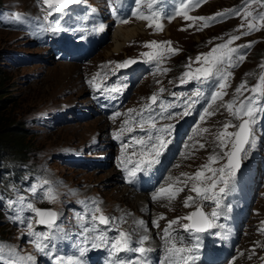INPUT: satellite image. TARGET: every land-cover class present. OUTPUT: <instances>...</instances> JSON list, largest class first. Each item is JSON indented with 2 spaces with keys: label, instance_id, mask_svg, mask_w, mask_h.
Segmentation results:
<instances>
[{
  "label": "rangeland",
  "instance_id": "1",
  "mask_svg": "<svg viewBox=\"0 0 264 264\" xmlns=\"http://www.w3.org/2000/svg\"><path fill=\"white\" fill-rule=\"evenodd\" d=\"M181 1H170V5L165 6L166 10L162 12L144 13V16L154 17L155 21L159 20L158 23L162 25L161 30L153 27L154 23L150 27L148 20L141 19V12L133 13L124 23L125 25L120 26L123 29L133 26L139 28L118 52L111 51L113 28L110 29V24L99 30L101 23L98 19L93 20L98 13L108 20L110 15L87 10L89 4L100 7L102 0H75L69 7L73 9L68 12V8L61 9L53 5L54 12L60 13L69 22L83 27L93 37L97 31H102L104 36L107 35L104 44L89 60L76 62L51 55L47 51V45L39 42V36L45 32L43 29L57 21L56 18L50 17V12L46 13L49 7L44 0H0V77L6 85V91L2 96L5 98L4 104L0 103L3 104L0 116L4 125L8 122L10 128L14 130H18V126L22 128L21 134L16 133L22 138L20 137L15 144L19 145L20 141L27 142L29 147L22 160H9L10 174L7 177H12V182L6 183L0 179V191L6 194L8 201L16 202L13 206L17 210L27 203H32L36 208L52 210L57 213L56 224L71 235L76 231L78 223L74 224L78 216L70 208L73 201L81 205L80 201L90 200L96 202L101 212L108 213L107 217L110 221H116L118 217L117 224L124 229H130L132 226L129 223L131 217L127 216L143 218L147 222L143 232L148 231L150 227L155 228L148 231L151 234L154 230L152 238L149 239V241L152 239V243L156 241L159 229L167 225L169 220L183 218L189 214L193 204L190 202L186 207L184 200L191 195L194 201L195 193L190 191L194 181L188 178L197 170H204L206 176L209 174L202 166L206 162L210 163L209 158L213 155L224 157L226 150L231 146L229 144L225 150L218 147L219 141L216 136L222 131L223 123H228L235 129L241 120L232 116L222 104L235 99L236 106H239L240 101L250 96L251 92L243 91L242 94L237 95L236 87L245 82L247 88L251 89L264 75V52L258 54L257 48L264 44V27L242 36L231 45L236 47L252 42L250 48L241 49V52L246 54L245 60L235 67L228 68L232 75L227 81L229 85L226 89L227 95L222 101L218 100L211 105L209 111L214 114L207 116L204 121H199L193 130L192 128L188 130L189 143L174 163L170 170L171 174L166 180L167 185L173 184L174 187L185 188L174 200L155 202L151 205L144 196L133 197L132 193L117 183L116 172L111 165L97 171H85L80 168H69L59 160L62 151L83 150L95 138L98 139V144H101L106 139L107 128L114 129L120 125L116 120L83 115L85 111L82 110L81 105L88 102L91 88L87 83L88 80L96 77L95 82L100 87L109 88L111 84L104 83V80L108 77V72L116 68L117 62L129 59L138 52H155L157 49L147 47L148 42L170 41V47L178 51L175 55L167 57L163 69L166 68L168 71L160 70L150 75L148 79L140 81L131 90L125 104L127 111L122 112V115L144 103L152 94L159 95L166 105H183L185 98L193 91L192 86L181 84L178 80L183 73L194 72V67L202 66L203 56L216 45L227 42L230 39L229 35H240L241 31H247L246 24L249 20L260 25L261 21L256 20L254 14L257 9L258 13L264 12L260 0L255 3L254 0H248L240 8V15L232 14L228 10L241 0H200L198 6L195 0H191L188 3V14L193 17H212L219 12H228V15L203 26V22L199 20L186 21L182 16L176 15ZM246 11L253 15L246 18ZM15 13L21 14L19 21L15 19ZM45 16H49V20H44ZM149 21L153 22L151 19ZM242 23L245 24V28L240 29ZM198 55L202 57L201 62L196 61ZM176 59L181 61L177 63ZM197 63L199 64L194 66ZM160 88L164 91H159ZM210 88L216 90L211 85ZM169 89H172L176 95L169 97ZM66 112L70 113L69 119L76 121L62 122L61 114ZM178 112L183 111L180 109ZM183 116L177 115V118ZM197 127L207 131L200 133ZM201 144L204 145L203 148L200 147ZM260 148L262 149L263 145L255 150V154H260ZM246 158L253 161L255 155L244 154V163ZM185 180L190 181L186 187L183 184ZM261 180L262 183L256 190V200L251 208L249 224L241 229L234 251L226 264H257L264 253V177H261ZM32 186L36 187L35 192L31 191ZM49 190L53 199L45 198V193ZM116 208L124 210L127 216L125 218L117 216ZM144 209L148 211L147 215L141 214ZM1 214L0 246L4 249L2 261L5 264H29L27 259L29 256L36 258L34 243L27 236L23 239L21 237L26 232V219L29 217L32 219L34 230L43 231L42 228H38L39 225L35 226L37 218L26 207L20 213V216L25 218V223L10 222L4 212ZM161 215L164 219H159ZM90 218L91 211L88 209L81 219L87 223ZM157 219L160 222L159 228L154 227L152 223ZM186 222L187 220L181 219L178 225ZM85 229L89 227L86 226ZM66 241L71 240L67 238ZM42 258L44 263L48 262L47 258Z\"/></svg>",
  "mask_w": 264,
  "mask_h": 264
},
{
  "label": "snow or ice",
  "instance_id": "2",
  "mask_svg": "<svg viewBox=\"0 0 264 264\" xmlns=\"http://www.w3.org/2000/svg\"><path fill=\"white\" fill-rule=\"evenodd\" d=\"M75 0H44V3L48 5L49 8H52L53 5L63 6L67 8L69 5L74 3ZM109 5L113 7L110 8L111 11H115V7L119 5L120 0H106ZM142 0H136V3H141ZM155 2V0H152ZM260 2L264 3V0H260ZM196 6L199 5L200 0H195ZM188 3L181 2L179 10L176 12V15L182 16L186 21L195 22L197 20L203 22V26H207L209 23L214 22L219 17H224L228 15V12H219L212 17H193L188 14ZM57 10H59L57 8ZM229 12H234L235 10H228ZM236 15H240L239 12H235ZM253 14L251 12L246 11L245 17H251ZM14 17L16 20L21 19V14L15 13ZM141 19L144 20H153L154 26L157 30L162 29V25L158 22H155L154 17H148L144 15H140ZM258 19L261 21V24L258 25L251 20H249L246 24L247 31H241L240 35H232L230 39L227 40L225 43H221L216 45L212 50L202 57L198 55L196 57L197 62H201L202 66L197 67L194 72L193 71H185L180 78V83L185 84L189 81H198L199 83L203 84L205 82H209L211 86L215 87L216 90L211 92L210 100L208 102V106L205 107L202 113L199 116L200 121H204L207 116H211L214 113L209 111V108L212 104H214L218 100H223V97L227 95L226 89L229 86L227 81L228 78L232 75L228 68L235 67L239 62H242L246 58V54L241 52V49L250 48L252 42H248L244 45H238L236 47H231L234 41L241 39L242 36H247L253 31L260 30V27H264V12L259 13ZM44 20H49V16H45ZM122 23H126V20H121ZM150 27L153 26L152 24L149 25ZM190 27L193 25H189ZM240 29L245 28V24H241ZM46 32H50L52 34H57L63 29L60 26L59 21H54L52 26L45 27L43 29ZM99 30H103V26L100 27ZM82 38V37H81ZM171 42H157L151 41L148 42L147 47L157 49L155 52H145L143 56L147 58V61H160L165 53L170 55H175L177 53V49L170 47ZM138 61L133 59H126L122 62L116 63V69H126L134 63ZM191 65H189V68ZM160 70V69H158ZM163 72H167L168 69H163ZM96 77L93 79L88 80L87 83L93 89H100V85L95 82ZM127 87V84H123L122 86H115L107 89L109 93L119 94L122 93ZM164 89H161L163 92ZM243 91H250L251 95L245 97L244 100L240 101L239 106H236V100L233 99L228 101L227 103L222 104L224 108L228 110V112L236 117L237 119H241L242 122L238 126V130L235 132H229L228 128L231 126L228 123L223 125V131H220L216 139L219 141L218 147L221 150H225L229 144H231V151L226 152L227 162L222 166L216 168L211 167V164L216 162L217 160L224 159L223 156L213 155L209 158L210 163L203 165V169L210 172L212 175L208 177L205 175L204 170H197L189 180L194 181L191 184L190 191L196 193L202 201H211L216 205L213 208L210 214H206L201 207L197 206L196 211L189 213L186 217L183 218H176L173 220H169L167 225L162 229V239L164 240L165 244V257L164 261H173L175 258H179V264H196L198 260L197 253L200 251L202 245L200 241L199 235H195V242L190 247H177L176 243L173 240V232L172 226L178 225L181 219H185L188 223H183L179 225L184 231L190 232L193 234H201L206 233L210 229L216 227L214 220L218 219L219 217V208L221 205L220 197L226 195L227 191L229 190V186L232 180H234L236 171L239 168V163L237 161L238 153H241L244 146H250L253 149L256 146V138L253 133V128L255 125L259 123V116L261 113H264V106L261 105V99L264 98V75L260 77V82L257 83L251 89H248L245 82H242L238 85L235 89L237 95L242 94ZM176 94L173 93V96ZM204 93L197 89L191 93V95L184 100L183 104V112L172 113L165 116V111L167 108L170 107H178L179 105L176 104H169L167 106L161 104V108L164 111L157 113V116L160 118H167L172 119L176 115H189L191 114L192 108L200 102L199 98L202 97ZM110 99H115V95H111ZM151 102L153 104L156 103L158 97L156 94L151 96ZM146 109H150V106H145ZM129 114L133 110H128ZM145 109L141 110V119L139 123L136 124V127L140 128L142 131L145 130V124L149 125L148 127V134L147 137L145 136H133L131 137V144L139 145L142 149L140 152V159L136 162L135 167L128 168L127 165L132 163V161L126 160L124 166V172L126 173L127 180L129 183L132 182L133 178L137 176L138 172L144 171L146 169L152 168L155 164L159 163V159L168 147V144L171 143L170 139H166V137H170L172 134V130L174 125L172 124H165L159 128H157L156 123L153 121L156 117H150L146 121L143 117V112ZM121 116L119 111H116L112 115L113 121L117 117ZM131 120L125 119L120 126L118 132H113V138L116 140H121L125 133H132L134 128L131 126ZM155 130V135L153 131ZM200 133L207 131V129H198ZM131 144H124L122 148L126 149L131 146ZM201 148L204 147L203 144L200 145ZM132 155H136V153H132ZM150 157V158H149ZM142 166H145L142 168ZM187 175V174H184ZM178 179V178H177ZM211 181V183H207V181ZM184 186L188 185V180L183 181ZM222 184V187H219L218 191H216L217 186ZM32 192L36 191V187L32 186ZM181 191H183L182 187H174L173 184H169L167 187H161L157 192L152 194V199L157 200L161 197H167L169 200L175 198ZM45 198L53 199V195L51 190L45 193ZM193 201V197L189 195L184 200V205L187 207L189 206L190 202ZM16 203L15 201H8V207L12 208L13 204ZM79 203L84 204L86 207L90 208L91 210V220L93 224L98 222L100 225H105L111 227L110 218L105 216L101 209L96 206V202H92L91 205H88L85 201H80ZM29 210L30 212L34 213L36 225L45 226L48 231L45 232H37L34 230V225L32 222L31 217L26 219V232L22 235V239L24 236H27L32 243H34L35 249L44 256H52L55 260V264H65L64 260L56 256L52 249L55 247L53 241V235L51 230L56 223L57 213L48 210V209H40L36 208L32 203H27L25 206H22L20 209H13L16 212V216L10 217L13 219L14 222L17 223H25V218L20 216V213L24 211V209ZM95 213H100V215H96ZM209 215L211 218H209ZM159 219H164V216L161 215ZM159 219L153 220L152 223L154 227L159 228ZM139 224L143 227L144 222L140 221ZM83 227V226H82ZM96 232L95 228L84 229V235H82V244L78 246L77 256L75 258H71L67 261V264H86L84 259L85 254L90 250H99L101 248H106L110 255H116L121 252L125 251H133L139 256L135 262L132 261H124L119 260L117 264H148V253L152 252L153 249L143 247L144 243L148 241L150 238L148 235H143L140 239L135 242L139 246H133V241L131 240L130 236L125 233L124 231H119L118 234L113 237L109 238L105 232H101L95 236H89L87 233ZM90 245V247H89ZM110 245V247H109ZM170 245V246H169ZM4 249L0 246V257H3ZM141 257L143 258L141 260ZM29 264H36V258L29 256L28 258ZM164 261L161 264H164Z\"/></svg>",
  "mask_w": 264,
  "mask_h": 264
},
{
  "label": "trees",
  "instance_id": "3",
  "mask_svg": "<svg viewBox=\"0 0 264 264\" xmlns=\"http://www.w3.org/2000/svg\"><path fill=\"white\" fill-rule=\"evenodd\" d=\"M258 54H262L264 52V44L259 45L258 47ZM263 51V52H262ZM177 63H179L181 60L176 59ZM2 78L0 77V103L2 102L4 104V99L2 96L4 95L6 91V85L4 82L1 81ZM2 104V105H3ZM0 104V111L3 109V106ZM18 130H14L12 127L10 128V124L8 122H5L2 120L0 116V179L4 182L9 183L7 177L10 174V171L6 175V171L8 168L9 160H22L24 157V154L28 151L29 147L27 146V142H21L19 145H16V141L20 140L21 136H17L16 133L21 134L22 128L20 126L17 127ZM22 138V137H21ZM6 176V177H3ZM1 219V214H0Z\"/></svg>",
  "mask_w": 264,
  "mask_h": 264
},
{
  "label": "bare ground",
  "instance_id": "4",
  "mask_svg": "<svg viewBox=\"0 0 264 264\" xmlns=\"http://www.w3.org/2000/svg\"><path fill=\"white\" fill-rule=\"evenodd\" d=\"M138 28L139 27H137V26H133V27H130V28L123 29V27L120 26V25L114 27L112 29L113 32H112V36H111L112 37V41H111L112 42L111 51L112 52H118V51H120V49L122 48V46H124V43H126V41H128L136 33V31H137ZM106 54H108V52ZM133 197H136V195H134ZM140 197H142V196H140ZM160 200H158V202ZM161 201H163V200H161ZM149 203L151 205H153V204H155V201H152V202L149 201ZM152 229H154V228L153 227L150 228V231Z\"/></svg>",
  "mask_w": 264,
  "mask_h": 264
}]
</instances>
